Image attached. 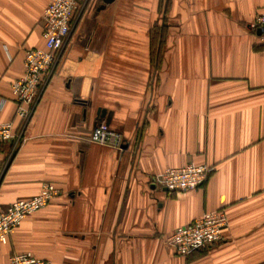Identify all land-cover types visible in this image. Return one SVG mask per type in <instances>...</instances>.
I'll return each mask as SVG.
<instances>
[{"label":"crops","instance_id":"0c3cea01","mask_svg":"<svg viewBox=\"0 0 264 264\" xmlns=\"http://www.w3.org/2000/svg\"><path fill=\"white\" fill-rule=\"evenodd\" d=\"M50 0H0V205L59 188L0 244V264L31 252L48 264H264V46L249 28L264 0H83L29 120L10 82L43 48ZM101 120L122 150L88 141ZM213 166L195 189L168 192L166 168ZM224 209L221 239L188 256L166 238Z\"/></svg>","mask_w":264,"mask_h":264},{"label":"built area","instance_id":"2783aa9c","mask_svg":"<svg viewBox=\"0 0 264 264\" xmlns=\"http://www.w3.org/2000/svg\"><path fill=\"white\" fill-rule=\"evenodd\" d=\"M83 0H50L44 8L41 24L43 48L26 49L23 58V75L10 82V90L16 103L14 116L19 125L25 124L32 116L43 87L58 62V52L73 26L76 13ZM249 28L258 31L257 37L264 46V6L259 10ZM5 99L0 101V112ZM22 140L21 130L13 121H0V143L10 146L9 158ZM88 141L112 146L122 150L125 144L122 136L101 120L93 128ZM214 167L206 164L189 163L180 167L166 168L158 182L168 192H181L202 186ZM60 193L59 188L49 182L42 183L39 192L26 199H17L6 207L0 205V244L8 241L9 234L21 221L45 207ZM224 209L206 211L198 218L177 226L166 238V244L174 254L188 256L193 251L208 249L221 239V231L227 225ZM8 264H48L31 252L12 254Z\"/></svg>","mask_w":264,"mask_h":264},{"label":"water","instance_id":"95a60500","mask_svg":"<svg viewBox=\"0 0 264 264\" xmlns=\"http://www.w3.org/2000/svg\"><path fill=\"white\" fill-rule=\"evenodd\" d=\"M107 123V122H106ZM108 124V123H107ZM125 146H123V148H124Z\"/></svg>","mask_w":264,"mask_h":264}]
</instances>
